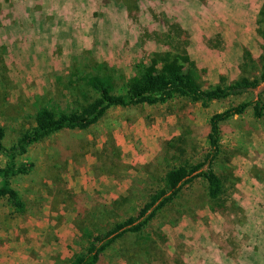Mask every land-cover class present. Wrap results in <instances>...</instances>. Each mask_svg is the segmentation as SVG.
Listing matches in <instances>:
<instances>
[{"label":"rangeland","instance_id":"obj_1","mask_svg":"<svg viewBox=\"0 0 264 264\" xmlns=\"http://www.w3.org/2000/svg\"><path fill=\"white\" fill-rule=\"evenodd\" d=\"M263 2L129 0L125 7L121 0H0V126L7 131L6 145L15 140V129L34 124L40 107L76 101V79L93 67L110 75L117 89L135 75V65L164 51L187 53L207 84H231L243 72L256 75L264 58L255 32ZM245 51L256 68L249 62L243 67ZM263 89L264 83L207 108L183 99L112 108L87 131H67L29 147L18 161L33 168L11 184L24 213L0 200V264H67L81 250L74 226L79 217L67 205L85 208L81 216L99 204L112 216L111 205L117 215L135 213L161 177L166 141L182 136L187 159L201 161L209 117L254 101ZM221 129L213 170L226 175L228 209L210 212L204 182L187 185L181 195L186 214L168 209L147 230L152 239L154 233L166 239L160 243L162 264H264V118L255 120L250 108ZM132 240L117 242L100 264H125L119 252Z\"/></svg>","mask_w":264,"mask_h":264},{"label":"trees","instance_id":"obj_2","mask_svg":"<svg viewBox=\"0 0 264 264\" xmlns=\"http://www.w3.org/2000/svg\"><path fill=\"white\" fill-rule=\"evenodd\" d=\"M128 1L121 0V3L126 7ZM255 32L264 50V2L257 14ZM243 60V67L249 62L256 68V63L246 51ZM256 66V75L246 76L242 71L241 77L231 84H207L202 77L204 71L198 69L187 53L155 52L148 63L134 66L135 75L120 89L115 87L111 76L104 73L102 68L93 67L91 73L76 79V101L73 99L64 105L40 107L34 117V124L27 129H15L16 138L9 145H6L7 131L0 126V156L4 159V165L0 167V200H6L17 214L24 213L26 205L11 184L14 178L28 175L33 168L32 163L18 161L28 153L29 147L67 131H87L112 108L164 105L176 99L207 108L215 102L251 94L264 83V58ZM250 108L255 120L264 118V89L254 101L231 105L209 117L207 148L201 161L191 162L187 159L186 140L182 136L166 141L161 147V161L164 163L161 177L151 186L135 213L117 215L116 206L111 205L115 212L112 216L107 207L99 204L90 214L86 215L85 212L81 216L85 208H78L73 202L67 205L75 209L71 212L79 217L74 221V226L81 247L80 252L73 254L67 264H100L106 252L117 242L129 237L130 240L134 238V241L129 243L127 250L119 252L125 264H162L165 251L161 249L160 243L164 245L166 239L160 233H154L152 239L147 230L168 209L186 214L181 195L184 188L196 180L204 182V196L209 211H227L226 175H219L213 170L221 154V125L233 117H241ZM177 201L180 202L177 204Z\"/></svg>","mask_w":264,"mask_h":264},{"label":"crops","instance_id":"obj_3","mask_svg":"<svg viewBox=\"0 0 264 264\" xmlns=\"http://www.w3.org/2000/svg\"><path fill=\"white\" fill-rule=\"evenodd\" d=\"M223 125V124H222ZM222 125H221V128H222Z\"/></svg>","mask_w":264,"mask_h":264}]
</instances>
